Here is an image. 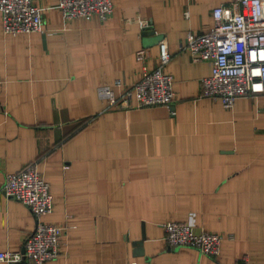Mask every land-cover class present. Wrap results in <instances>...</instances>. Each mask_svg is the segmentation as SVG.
<instances>
[{
    "label": "crops",
    "instance_id": "1",
    "mask_svg": "<svg viewBox=\"0 0 264 264\" xmlns=\"http://www.w3.org/2000/svg\"><path fill=\"white\" fill-rule=\"evenodd\" d=\"M58 1L33 0L38 32L5 34L0 11V185L33 164L54 195L41 219L67 226L42 264H264V95L225 108L202 92L212 65L186 47L231 0H114L106 22L65 19ZM142 20L168 44L175 98L112 108L99 87L141 79ZM161 42L148 47L150 68ZM171 220L224 236L220 253L170 245ZM37 223L3 197L0 251L23 250Z\"/></svg>",
    "mask_w": 264,
    "mask_h": 264
},
{
    "label": "built area",
    "instance_id": "2",
    "mask_svg": "<svg viewBox=\"0 0 264 264\" xmlns=\"http://www.w3.org/2000/svg\"><path fill=\"white\" fill-rule=\"evenodd\" d=\"M58 9L65 19L91 20L97 16L103 22L115 10L114 0H59ZM0 11L7 35L41 31V12L33 0H0ZM213 20L211 30L200 34L190 32L186 47L195 61H209L212 65V75L203 80V94L220 99L225 108L231 109L239 96L264 95V0H231L220 4L213 10ZM140 24L144 30L151 27L149 21L142 20ZM160 47V61L155 68L147 64L148 48L137 51L136 58L143 68L141 79L132 87H126L121 79L113 86L99 87V95L108 100L110 107L143 108L173 102L174 77L165 71L171 55L166 41ZM3 197L16 198L28 205L38 223L26 236L23 250L0 251V264H14L24 257L31 264L57 258L60 238L67 226L41 219L54 208L53 192L42 173L33 164L8 173L0 185V204ZM163 226L170 245H191L203 254L220 253L224 236L217 232H197L192 221L171 220Z\"/></svg>",
    "mask_w": 264,
    "mask_h": 264
},
{
    "label": "water",
    "instance_id": "3",
    "mask_svg": "<svg viewBox=\"0 0 264 264\" xmlns=\"http://www.w3.org/2000/svg\"><path fill=\"white\" fill-rule=\"evenodd\" d=\"M150 28L144 30L143 36V42L145 48H148L149 46L153 45L154 43L161 42L163 36L156 34L155 31H149Z\"/></svg>",
    "mask_w": 264,
    "mask_h": 264
}]
</instances>
